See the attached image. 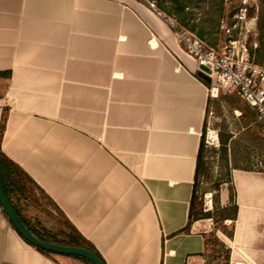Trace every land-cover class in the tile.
<instances>
[{
  "label": "crops",
  "instance_id": "0c3cea01",
  "mask_svg": "<svg viewBox=\"0 0 264 264\" xmlns=\"http://www.w3.org/2000/svg\"><path fill=\"white\" fill-rule=\"evenodd\" d=\"M205 82L145 2L0 0V151L105 264H207L210 223L187 226ZM231 178L229 264H264V172ZM0 264L87 263L39 251L0 205Z\"/></svg>",
  "mask_w": 264,
  "mask_h": 264
},
{
  "label": "rangeland",
  "instance_id": "374dc122",
  "mask_svg": "<svg viewBox=\"0 0 264 264\" xmlns=\"http://www.w3.org/2000/svg\"><path fill=\"white\" fill-rule=\"evenodd\" d=\"M141 1L145 2L149 7L150 4H153V8H155L157 12H160L161 16L163 17L162 19L166 24L167 22L165 19H171L175 23V28L184 33L192 34L197 37L195 32L202 28V41L207 46L216 47L218 44H222L226 40V36L221 29V24L224 23L226 25L229 23V20L231 21V16L229 14L231 13L232 6L231 4H225L224 0H183L185 3L186 22L188 27L193 26L194 30H190L189 28L181 27L179 25L177 22V7L171 1H163L161 4L158 2V0ZM253 11L254 14L257 12V28L260 19L262 17L264 18V0H257L256 7ZM171 31L176 37L175 32L172 29ZM260 36V31L257 28V35L255 39L258 41V43L259 41H264V38H261ZM252 39L253 37L250 35L249 42L252 41ZM257 56L258 55L255 57ZM218 88L219 90L217 97L211 98V103L209 105L205 119V143L209 148H213L215 151L208 148V174H203L199 177L196 191V209H203L204 211L210 210L214 213V215L217 214L218 211L214 212V205L211 201L212 194H214V191L212 190V182L217 179H223L225 177L227 168H230L231 172V169L234 168L235 165H238L242 167L253 168L254 171L260 169L261 171L263 170L262 172H264V140L255 139L251 134H249L250 132L248 131L242 132L243 122L241 120V110L237 107H233L222 97L224 93H235L226 92L221 87ZM213 133L215 134V137H212ZM220 133L224 135L230 133L236 138V163L231 161L230 150H228L227 164L225 161H222L219 155H217L220 146ZM262 134L264 137V131ZM207 140H209L211 144H207ZM20 178L21 183L23 184V190L21 197L18 200V204L21 213L29 226L37 230L45 237L61 236L65 233L71 232V225H69L67 220L57 209V207L51 202V200H49L36 185L25 180L23 175H21ZM226 188L227 183L224 182L219 193L220 203L221 191ZM223 203L225 204L226 200ZM202 219L205 220L202 223H206V221L210 223V230L207 232V238L210 239L206 257L207 264H224L223 252L220 250L218 251L219 245L213 242V235L215 233V236H217L220 241H222L221 239L226 240V235L223 234L219 229L215 231V226L217 227L219 224H216L212 218ZM224 224L226 225L227 229H230V220H226ZM53 254L60 255L59 253L54 252Z\"/></svg>",
  "mask_w": 264,
  "mask_h": 264
},
{
  "label": "trees",
  "instance_id": "16d2710c",
  "mask_svg": "<svg viewBox=\"0 0 264 264\" xmlns=\"http://www.w3.org/2000/svg\"><path fill=\"white\" fill-rule=\"evenodd\" d=\"M163 1H171L173 4L177 7V22L181 27L189 28L190 30H194V27H188V24L186 22V14H185V3L183 0H158V2L161 4ZM231 16V13L229 14ZM229 23L231 21L229 20ZM258 30L260 31L261 38H264V18L262 17L257 25ZM179 30V29H178ZM197 38L202 40L203 38V30L202 28L198 29L196 32ZM212 47V46H209ZM217 47V46H216ZM214 47V48H216ZM248 51L250 54H254L255 60L257 62H260L264 57V41L260 42L257 48H253L251 45H248ZM1 74H8L7 72H3ZM207 85H209V82H205ZM223 99L225 101H228L233 107H237L241 110V120L243 122V131H248L255 139H262L264 140V137L262 136L264 131V124L260 121H257V114L255 110H253L247 103L239 99V97L235 94H224ZM241 100V101H240ZM240 101V102H239ZM208 111V110H207ZM3 128V124L1 123L0 129ZM235 142L236 138L233 137L232 134H221L220 133V146L218 149L217 155L220 156L222 161H225L226 164L228 163V150L231 151V161L236 163V153H235ZM264 143V142H263ZM208 146L205 143V122L203 125L202 135L200 138L198 153H197V159H196V167H195V174H194V182H193V189L190 199V207H189V218L187 222V226L190 225L193 221L199 220L202 218H212L213 221L216 224H219L217 227L215 226V231L217 229L221 230L223 234H225L228 238H232L233 235V226L234 221L236 219L237 215V204L235 201V188L232 183L231 178V172L230 168H227L225 177L222 179H217L212 182V190L214 191V194H212L211 201L213 202V210L214 212H217V214L214 215L213 212L210 210L204 211L203 209L197 210L196 209V191L198 187V181L199 177L203 174H208V162H207V151ZM213 151H215L213 148H209ZM234 164V163H233ZM234 168L244 169V170H250L254 171L253 168L249 167H242L235 165ZM257 171H261L260 169H257ZM263 171V170H262ZM19 172V173H18ZM23 175L25 180L30 181L32 180L23 172L20 167H18L15 163H13L11 160H9L1 151H0V183L3 187V190L5 194L7 195L11 205L18 213L20 219L25 224V226L32 232L35 237H37L40 240L51 242L59 245H67V246H78V247H85L87 249H90L93 251L103 262L101 255L95 250L94 247H92L90 244H88L85 239H83L82 236H80L77 231L71 226L72 231L69 233H65L61 236H54V237H45L42 234H40L37 230L29 226L27 221L24 219L18 200L21 197V193L23 190V184L21 183L20 176ZM226 182L227 183V191H228V202L225 205H221L219 200V193L222 187V184ZM35 185V183H33ZM226 220H230L231 227L230 229H227L224 222ZM214 239L213 242L217 245H219L218 251L223 252V258H224V264H229V254H230V248L225 245L223 241H220V239L215 236L214 233ZM226 238V237H225ZM210 239L207 238V245L209 247ZM39 251L50 254L52 252L44 250L42 248L36 247ZM216 253V251H215ZM218 255V253H217ZM79 259H82L87 264H91L89 261L82 257L73 256ZM105 263V262H104Z\"/></svg>",
  "mask_w": 264,
  "mask_h": 264
},
{
  "label": "built area",
  "instance_id": "2783aa9c",
  "mask_svg": "<svg viewBox=\"0 0 264 264\" xmlns=\"http://www.w3.org/2000/svg\"><path fill=\"white\" fill-rule=\"evenodd\" d=\"M224 2L232 6L231 23L221 24L226 40L216 48L207 46L192 34L178 30L171 19L165 21L197 67L204 65L210 70L209 73L205 72L210 81V95H217L218 87L226 92L235 93L255 110L258 121L264 124V57L257 62L255 55L250 54L247 48L251 45L255 49L259 45L255 39L257 12L254 14L253 11L257 0H224ZM150 8L155 9L153 4H150ZM157 14L163 18L160 12ZM250 35L253 39L249 42ZM206 142L211 144L209 140Z\"/></svg>",
  "mask_w": 264,
  "mask_h": 264
},
{
  "label": "water",
  "instance_id": "95a60500",
  "mask_svg": "<svg viewBox=\"0 0 264 264\" xmlns=\"http://www.w3.org/2000/svg\"><path fill=\"white\" fill-rule=\"evenodd\" d=\"M205 72L209 73L210 70L204 65H199L198 73L206 81H209V77ZM0 205L3 208L7 217L9 218V220L11 221V223L13 224V226L20 233V235L35 247H39L54 253L82 257L87 261H89L91 264H105L93 251L85 247L59 245L51 242H46L35 237V235H33L32 232L25 226V224L20 219L18 213L11 205L7 195L3 190L1 183H0Z\"/></svg>",
  "mask_w": 264,
  "mask_h": 264
},
{
  "label": "bare ground",
  "instance_id": "6f19581e",
  "mask_svg": "<svg viewBox=\"0 0 264 264\" xmlns=\"http://www.w3.org/2000/svg\"><path fill=\"white\" fill-rule=\"evenodd\" d=\"M243 49V47H241ZM212 137H215V134L213 133ZM226 200V191H223L221 194V201L224 202Z\"/></svg>",
  "mask_w": 264,
  "mask_h": 264
}]
</instances>
